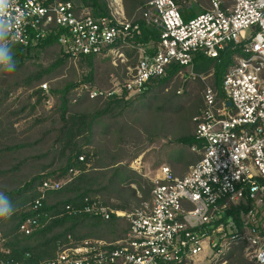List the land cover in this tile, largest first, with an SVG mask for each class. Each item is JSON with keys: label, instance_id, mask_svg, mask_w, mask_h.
Here are the masks:
<instances>
[{"label": "built area", "instance_id": "obj_1", "mask_svg": "<svg viewBox=\"0 0 264 264\" xmlns=\"http://www.w3.org/2000/svg\"><path fill=\"white\" fill-rule=\"evenodd\" d=\"M10 16L19 22L13 24L14 44L34 47L56 36L74 60L100 56L126 68L124 81L115 80L111 90L81 85L91 98L136 94L171 64L191 67L197 55L234 52L220 82L223 100L207 86L193 118L199 161L184 176L162 165L150 199L130 210L88 201L87 213L125 219L126 236L63 243L54 257L36 264H190L206 248L219 260L234 245L253 264H264V0H232L226 7L212 0L191 17L175 0H150L134 19L126 17L121 0H110V15L101 17L77 11L69 0H16ZM41 87L47 90L46 83ZM77 173L44 181L34 208ZM40 226L27 218L19 232L29 235ZM6 242L0 230V264H21L9 259Z\"/></svg>", "mask_w": 264, "mask_h": 264}, {"label": "trees", "instance_id": "obj_2", "mask_svg": "<svg viewBox=\"0 0 264 264\" xmlns=\"http://www.w3.org/2000/svg\"><path fill=\"white\" fill-rule=\"evenodd\" d=\"M69 1L77 11L95 17L110 15L109 0ZM148 1L122 0L126 17H139ZM175 1L183 15L191 17L196 9L207 10L212 0H193L191 6L183 4L184 0ZM220 1L226 7L232 0ZM143 30L148 31L145 26ZM12 46L17 70L11 75L0 74V192L16 208L10 220L0 222L9 259L36 264L54 257L63 243L124 238L128 231L125 219L104 220L87 213L84 207L88 201H97L130 210L150 199L154 183L129 164L154 142L167 141L157 151L153 168L165 163L175 174L184 175L199 161L200 153L192 149L201 147L193 118L203 107V97L197 92L191 100V91L180 93L179 77L187 67L171 64L164 76L151 78L143 91L131 97L122 91L91 98L81 85L108 90L113 72L118 81L125 76H119L109 59L87 56L74 60L56 36L34 47ZM233 55L229 49L219 58H194L193 72L214 70L212 86L219 101L224 98L220 82L233 63ZM83 65L87 66V77L79 79ZM118 68L125 69L123 65ZM196 82L202 87L200 78ZM43 83L49 95L41 88ZM49 98L54 102L47 108ZM131 137L144 138L148 143L129 155L123 145ZM72 169L78 170L72 180L60 189L47 191L34 208L42 183L61 179ZM138 190L142 197H138ZM27 218L41 224L29 235L19 232ZM241 249V245H234L227 253L230 264H253Z\"/></svg>", "mask_w": 264, "mask_h": 264}, {"label": "rangeland", "instance_id": "obj_3", "mask_svg": "<svg viewBox=\"0 0 264 264\" xmlns=\"http://www.w3.org/2000/svg\"><path fill=\"white\" fill-rule=\"evenodd\" d=\"M186 3H188L187 4L188 6L194 5V1L193 0H184L183 1V4H186ZM121 4L123 6L122 0H121ZM109 7H110V0H109ZM209 7L207 6V9ZM198 13H201V11H199L198 9H196V14H198ZM137 18H139V17L137 16ZM107 59H109V58H107ZM109 60L111 61V59H109ZM111 65L115 69L117 68L115 71L120 72L119 73V76H124L125 75L123 77V80L121 79V77H119L120 78V82H123L124 79H125V77H126V68L125 67H124L125 69L118 68L119 65L118 66H114L112 64V62H111ZM83 67L84 68H82V69L79 68V73H80V78L79 79H81L82 77L86 79V77H87L88 70L85 68L87 66L86 65H83ZM213 72H214V70H211L209 73H200V74H197V73L193 72V67L192 66L185 68V71L179 77L180 81H179L178 84H179L180 93L182 94V93H186V92L191 91L192 92V96H190L191 97V100H192V97H194L197 92H199L200 95L203 97V92H204L205 88L207 86H212V83H213V80H214L213 79L214 78ZM117 78H118V76L116 75V72H113V74H111V76H110V82L112 83V87L114 86V83L116 82L115 80H117ZM197 78H200L201 82L203 83L202 87H200L197 84V82H196V79ZM88 81L89 82H92L91 80H88ZM43 84H45V83H43ZM112 87H109L107 89L108 90H111ZM43 91H45V93L47 95H49V93L47 92L48 91V87H47V90H43ZM132 95H134V94H129L128 97H131ZM53 102L54 101L51 98H49L48 101L46 102V107L47 108H50L53 105ZM145 143H148V142H146V140L144 138H134V137H131V138H129V140H127V141L124 142L123 147L125 149H127V152H129V155L130 154L132 155L135 151H137L138 149L142 148ZM165 143H167V141H164V140H161V141L152 143L151 145H149L148 147H146L145 151L141 155H139L135 159L131 160L129 166L133 170H135L136 172H138L139 174L143 175L146 179H148L151 182H153V179L157 176V174L159 172V168L162 165H165V163H163L162 165L157 166L156 168H153V166H152V164L154 162L158 161V158L156 156L157 151ZM171 170H172V168H171ZM188 171H189V169H188ZM174 175L182 176L180 173H176V174L174 173ZM132 187L136 188L137 186L135 184H132ZM137 195H138V197H142L141 191L138 190L137 191ZM233 247L234 246H232L231 249ZM241 251H242V254L244 255V257L246 258L243 247H242ZM227 253L222 258H219V260H216V258L214 260V251L212 249H210V248H206L204 250V253H201L199 255L198 259H195L190 264H230V258L226 256ZM246 259L249 262H251L248 258H246Z\"/></svg>", "mask_w": 264, "mask_h": 264}, {"label": "clouds", "instance_id": "obj_4", "mask_svg": "<svg viewBox=\"0 0 264 264\" xmlns=\"http://www.w3.org/2000/svg\"><path fill=\"white\" fill-rule=\"evenodd\" d=\"M16 0H0V74L11 75L17 70V61L12 46L13 24L19 23L11 17ZM16 208L10 198L0 192V222H6L15 214Z\"/></svg>", "mask_w": 264, "mask_h": 264}, {"label": "crops", "instance_id": "obj_5", "mask_svg": "<svg viewBox=\"0 0 264 264\" xmlns=\"http://www.w3.org/2000/svg\"><path fill=\"white\" fill-rule=\"evenodd\" d=\"M170 167H171V166H170ZM171 168H172V167H171ZM172 170H173V168H172ZM187 172H188V171H187ZM187 172H186V173H187ZM186 173H185V174H186ZM185 174H184V175H185ZM184 175H182V176H184ZM177 176H179V175H177Z\"/></svg>", "mask_w": 264, "mask_h": 264}, {"label": "water", "instance_id": "obj_6", "mask_svg": "<svg viewBox=\"0 0 264 264\" xmlns=\"http://www.w3.org/2000/svg\"><path fill=\"white\" fill-rule=\"evenodd\" d=\"M228 105L230 106L231 105V102H229Z\"/></svg>", "mask_w": 264, "mask_h": 264}]
</instances>
